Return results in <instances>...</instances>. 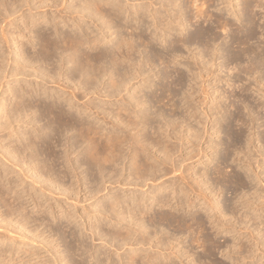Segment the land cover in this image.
<instances>
[{"label": "bare ground", "instance_id": "bare-ground-1", "mask_svg": "<svg viewBox=\"0 0 264 264\" xmlns=\"http://www.w3.org/2000/svg\"><path fill=\"white\" fill-rule=\"evenodd\" d=\"M51 1L55 3V0H41L42 3ZM210 1L212 2L215 0H192L190 6H184L185 9H182V5L184 4L182 1L180 2V0H80L78 4L75 3L76 5H73V3L66 5L72 22L65 21L62 27H59L54 21L56 15L52 19L50 16L46 15L41 21L39 18H33V20H31L32 26H27V28L31 31V34L34 33L33 36L36 37V40L34 39V41L30 38L27 40H29L31 45L30 49H35L39 44L41 50L36 51V49L35 51L33 50L34 52H30L25 48L24 45L26 42L23 41L21 42L22 46H19L18 50L15 51V60L19 61L18 63H21V65H29L33 70L35 69L34 71L37 74V78L39 77L46 84L58 82L59 86H62V92L60 94V90L48 89L45 86L41 87L42 90H38V88L32 86L31 83L28 84L31 85L29 89H25L22 85L19 86V88H10L16 99V108H6L7 110L4 115L6 119L5 124H8V126L10 124L11 129V127H13L11 125L12 120L19 122L24 120L22 117L23 112L25 113L26 111V115H29L28 110L31 111L33 107H36V111H40L42 115L50 119L47 128L51 133L49 135L46 134L44 137L38 134L39 132L35 133L34 136L28 138L29 140L27 139L28 141L26 143L23 141V138L16 133L18 135L17 137H19L16 141L20 143L14 145L15 143L13 142L12 149H10V145L5 149L3 147V153H0V161L3 160L8 165L10 164V166L20 168V171H23L24 165L29 164L32 166V164L35 163L34 170L37 171L41 177L45 176L44 180L48 182L50 187L59 186L60 190L69 191V188L63 187V184H58L57 181L49 179L51 171L55 169L58 160L61 158V156L54 151L53 146L61 145L66 148L65 159H63L62 162V167L65 169L61 170L63 177H67L70 174H72V176H77V182L80 186L81 178L79 174L77 175L76 171L78 168L87 165V168L92 174L91 183L94 184L93 187L91 184L92 189L90 190V194H93L92 197H95V195L102 191L101 185L105 184L104 190H107V188L110 189L106 186L107 182L116 183L118 181L122 183L123 180L128 179L130 181H127L125 185L133 184L135 187L132 189L133 191L130 190L132 193H115L110 196L107 195L108 197L99 200L97 204L94 205L91 212L81 214L71 209L67 210L62 208L63 212L59 220L65 219L68 225L75 221L74 230L70 232L72 240L65 244V251L68 253V257L65 252L61 253L60 250H56V247L59 245V243H57V240H59L58 238H62L65 241V230L63 231V228L57 227L53 229V231L60 234V237L55 239L51 238L53 237L51 236L49 237V239L51 238L50 240L47 239V245H49L48 249L49 252L52 253L51 257H53V260L51 259L53 261H51L52 263H50L49 260H40V262L32 263L30 259L25 261L23 259L24 257L19 258L17 261L14 255L15 251L12 250L10 254L7 255L6 250L3 249L0 251V264H198V261L199 264H207L205 258L208 257L209 260L213 258L215 248L220 246L217 245L218 241L215 243L212 236L205 232V223L202 218L197 217L195 213L192 212L190 218L187 219L185 217L186 215L180 213L181 210L186 211L187 208L195 207L197 205L196 202L200 201V199L204 200L202 208L208 213L210 219L212 217L213 227H216L218 231L222 230L226 233L237 231L240 232V236L242 235L243 237L245 236V232L246 235L249 234V238L252 241L251 244L246 245L245 242L241 240L239 245L235 243L233 250L230 249L228 257H236L233 259V264H245L241 261L256 257V253L262 249L260 248V244L264 234L262 236H257L259 225H257L255 229H250L248 225L249 221L257 219L255 214L253 217H249L248 214L244 213L245 218H241L246 231L242 232V227L237 229L235 225L238 224V219L240 220V217L236 216L234 209L222 207L219 200L216 198L217 195H220L219 191L222 190V187H218L220 183L216 184V181L214 183L209 182V174L206 168L203 170H195L193 162H187L191 160V153L196 146H201L198 140H202L205 134L211 138L212 133L221 132V129L217 126L221 120L216 121L218 118L214 117L220 113L222 114L223 110V121L227 124H225V128L228 132L231 133V122L235 119L237 121H242V124H248V119H244L245 117L243 118L241 115L243 110L241 113L240 107H236L238 111L237 114L230 112V106H235L234 103L227 104L225 107L219 104L220 102L217 103L215 107L210 106L208 109L201 107V104L211 101V92L204 88L208 80L206 76L212 75L213 72L215 73V70L212 68L217 53L215 44H217L218 33L215 31V34L214 32L216 28L213 30L210 29L208 25H206L207 27L205 28V26L198 24L200 21L204 22L212 17L209 11L210 5H207V2L209 4ZM218 1L222 4L227 3V5L231 6L235 19L247 21V32L244 31L245 34L241 36L237 35L240 33L236 30L238 32L235 31L236 33L229 35L232 36V38H226L227 40L234 41H231V43H236L240 47L243 46L239 52L236 50L235 54L237 53V55L234 57L232 56L234 59L229 58V60L232 59L231 61L238 62L239 60L241 61V58L244 59L243 56L246 55L245 57H247V59L249 58V61H247L246 70L242 69V71L253 73L259 70L260 72L261 69H264L263 45H261V42V44L258 43L256 46H251V44L246 46V44L251 38H255L257 34L261 33L263 30L264 26H262L263 24L259 21V14L260 11L264 10V1L243 0L242 9L237 8L238 5L233 2L234 0ZM27 3H29L28 0H0V15H3L5 19H7L11 14L20 11ZM74 12L78 14V17L74 15ZM60 17L66 20L61 14ZM84 18L91 20L93 26L89 25L90 23L88 24V22L86 23ZM258 21L262 24L261 26ZM217 22L224 31L231 29L232 23L230 24L228 21L220 18ZM42 23L44 26H39L42 25ZM191 25H196L193 30L194 33L190 31L187 34L185 32L187 30L186 28ZM214 25L212 26H217L216 24ZM1 30L5 42H9V36L6 35L4 25ZM126 32L131 34V36H127ZM12 36L13 39L25 37V35L19 31L13 32ZM108 36L111 38L109 39ZM138 40H140L143 48L137 43ZM110 42H112L111 45H108ZM195 42L200 43L198 48L202 47V53L200 54L197 51L196 53L193 52V58L196 59V62L194 66L192 65V70L194 68L196 69H194L195 72L192 74L196 83H198L197 80H199V82L203 84L200 88L204 92L205 101L190 105V99L193 98L194 94L197 92L196 90L192 92L189 90L179 92L173 88V85L183 87L185 82H183V75L179 73L180 71L176 69V65L172 63L176 58L182 56L183 53L181 51L183 49L181 50V47L188 46L189 50H191V45ZM228 44L233 47V44H230L229 41ZM86 45L89 50L86 49L87 47L85 48ZM224 46L228 47L227 44ZM230 48L231 47H229L228 50ZM0 50H3V48L0 47ZM231 51L232 50H230V53ZM4 54V51L0 53V60H3ZM208 56L209 59L207 58ZM228 56L230 55L228 54ZM157 61L161 66L163 65V70H159L156 75L154 74L159 80L157 83L158 88L156 90H150L151 93H149V91H143L141 89L142 87L147 89L156 87L154 79L146 75L149 71H147L148 69L145 67L149 65L150 69L153 70L156 67ZM243 61L244 60H242L241 63ZM37 63L41 65L38 68L35 67ZM209 64L211 66L207 67ZM230 69L231 68H229V70ZM5 76L7 77V75ZM61 79H65L66 81L60 82ZM106 79L109 80V82H106ZM135 80L140 81V85L136 88H139V91L143 93L139 94V91L131 92L130 87ZM227 80L230 82H227L228 86L237 85V82L230 81V78ZM2 84L1 82V85ZM244 86H246V88ZM244 86L242 85L244 88L243 90L248 88V85ZM76 90L86 99L78 106H75L78 101ZM218 90L219 89L215 88L212 94L216 93ZM248 90L249 88L246 90L247 93ZM65 93H67V95L64 97L63 95ZM181 94L185 95V102L188 103L187 107L185 106L187 112L186 116L183 117L178 115L177 110L181 105L179 106V103L175 101V97ZM41 95H45V99L42 102L39 99ZM247 95L250 94L248 93ZM61 96H63V99H61ZM92 96H96L94 98H99V101L104 100L103 98L112 100L108 106L110 109H107L105 104L95 102ZM228 96L225 98L229 99ZM243 97L241 96V98ZM258 97L260 96L258 95ZM247 98L249 99V97ZM247 98L244 97V99ZM248 99L247 101L250 100ZM59 100H62V102H59ZM38 101L39 103H36ZM211 102L215 104L214 99H212ZM261 102L260 100V103ZM260 103L257 105L254 102L257 106H253V104V107L251 106L252 108H248L250 107L248 103L249 106L247 105V109H249V112L255 114L254 108L257 109L261 107L262 105L260 106ZM114 106L115 108H113ZM166 106H170V111H167ZM199 111H202L203 114L209 118L208 122H211L210 127L206 124L207 121L202 120L205 116L202 117ZM258 111L255 112L257 113ZM100 118H103L105 122L110 119L109 122L111 126L109 129L99 124ZM191 118L197 121L196 124L193 125L189 122ZM259 118L260 117L256 118L255 116L250 119L251 121L252 119L258 121ZM23 123H25V120ZM13 128L12 132L14 130ZM36 129L34 131H36ZM104 129H107L106 132H102ZM210 129L215 130L210 133ZM73 130L79 133V139L74 140L70 137L63 139L64 135L68 136L67 134ZM232 130L235 131L236 129ZM244 130L241 128V130L237 131L236 135H234L233 146L240 147V145H242L241 140L244 137L242 135ZM46 138H48V140ZM53 139H55V141ZM189 143L193 148L186 147ZM83 144H85L84 154L88 160L84 161L79 157L76 160L73 159L71 154L76 148ZM219 144L220 142H209V146L212 148H216ZM230 145H227L228 147L225 146V149L228 150ZM30 148L34 151L33 154L30 153L31 155H25L26 151ZM185 148H190L187 156H184L183 153ZM256 149L260 151L258 148ZM199 150L203 151L204 149L201 147ZM179 151H181L180 154L178 153ZM240 152H245V155L248 153L239 150L238 154ZM7 154H10V157L14 159L16 156H20L22 159H17V163H15L6 157ZM40 155L43 156L42 162L44 166H40V162H38V164L36 163ZM259 155L264 154L260 153ZM246 156L247 162H244L252 169L254 163L251 162L250 155ZM210 159L212 160V158ZM256 161L258 164L257 167H261V162L258 161L257 158ZM44 167L48 169L44 170ZM252 170L258 182L263 183L264 180L261 178L260 172L254 170V168ZM3 171L8 175L7 168H3ZM215 173L220 177L221 175L226 176V172H223L219 165L215 168ZM241 180L242 178L235 176L234 181L244 186V184L239 183ZM149 181H151V183H149ZM122 186L120 187L122 188ZM138 186L141 187L138 188ZM47 191L50 194L53 192L44 188V191H41L40 194L45 196ZM196 192L200 193V197L197 196L192 199V194ZM29 196L32 197L38 206L40 205V211H45L43 203L37 202V197L39 196L36 195V197L30 193ZM262 198V193L257 192L254 193L252 201L250 199H245V196L241 195L237 202L242 210L250 207V205L255 204L257 200ZM148 200H150L149 203ZM174 203L176 205L175 207ZM164 207H169L170 211L166 212L163 209ZM172 208L174 209L172 210ZM12 209L9 212H11ZM16 209L12 211V215L17 213ZM254 211L258 212V208H254ZM51 212L53 215L55 208H51ZM263 212V210L259 212V218H262ZM6 217L3 218V220H5ZM53 217H55L54 219L56 220L58 216L54 214ZM29 219V217L23 216L19 221L17 220L14 223L17 224L18 227L26 230L27 228L25 226L28 224V221H30ZM232 219H234L235 222H233ZM9 220L14 221V219L10 218ZM24 221L26 225L23 223ZM261 223L264 224V219H261L259 224ZM168 227H173L174 229L176 227L182 233L186 230L189 231L188 233L194 235L192 238L193 241H191H197L196 243L201 244L204 251L202 252L205 256L202 257V255L195 256L193 253L191 254L184 246L183 236L170 233L166 230ZM256 229L258 232H255ZM6 231L4 232L6 233ZM55 232L54 234H56ZM89 237L94 240L101 239L106 246H109V250L106 248L102 251V248H99L96 252L95 250L92 251V248L89 247L87 242ZM55 240L57 242L53 245ZM73 254L79 255L80 259L75 261L73 259ZM234 254L237 256H233ZM89 257H91L92 262L90 261V263H87L88 261L86 259ZM260 260H262V256ZM213 264L218 263L214 262ZM251 264H255V262Z\"/></svg>", "mask_w": 264, "mask_h": 264}, {"label": "rangeland", "instance_id": "rangeland-1", "mask_svg": "<svg viewBox=\"0 0 264 264\" xmlns=\"http://www.w3.org/2000/svg\"><path fill=\"white\" fill-rule=\"evenodd\" d=\"M28 1H29V3H27L25 6H23V8L20 11L16 12L15 14H11V16H9L8 18L6 17L7 19H5V17L3 15H0L1 16L0 17V47L3 48V50H0V53H3V51L5 53L4 54L5 59L2 57L3 60L2 59H1L2 61L0 60V62H1L0 63V71L4 70V71H2L3 73L0 72V76H1L0 77V109L2 110V111L0 110V153H3V150L5 148H7L8 145H10V147H11L10 149H12V147H13L12 145L14 143H15L14 145L19 144L20 142L16 141V139L17 140L19 139V137H17L18 135L20 137H22L23 141L26 143L29 140L28 138H31L32 136H34L35 133L39 132L38 134H40L43 137L46 134L49 135L51 133V131L47 128V126L49 125L50 119L49 118L47 119V117L42 115V113L40 111H36L35 110V109H37L36 107H33L31 109V111L28 110L29 115H26L27 114L26 111H25V113L23 112L22 117L25 120V123H23L24 120H22L20 122L16 121V120H12V121L10 120L11 125L14 127V128L11 127V129H10V124H9V126H8V124H5V121H6L5 116H4L5 111L7 109L16 108V99H15V96L13 95V93L11 92L10 88H16V87L19 88V86L22 85V86H24L25 89H29L32 85V86H36L38 88V90H42L41 87L45 86L48 89L60 90V92H59L60 94L62 92V90H61L62 86L60 87L58 82H50V83L47 82L49 84H46L39 77L37 78V74L34 71L35 69L33 70V68H31L29 65H21V63H18L19 61L15 60V57H16L15 51L18 50L19 46L20 47L22 46L21 42H23V41L26 42V44L24 45L25 48L27 50H29L30 52H34L36 49H37L36 51H38V50L40 51L41 47L39 44L36 46L35 49H33L34 51L32 50V48L30 49L31 45L29 43V40H27L28 38H30L32 40H34V39L36 40V37L33 36L34 33L31 34V31H29V29L27 28V26H30V27L32 26L31 20H33V18H39V20L41 21L44 19V16H46V15L50 16L52 19L56 15V19H54V21L57 23V25L59 27H62L65 21H69L70 23L72 22L70 13L67 11L68 9L66 8V5H69L70 3H73V5H76V4H78V2L80 0H55V3H53L52 1L48 2V3H46V2L42 3L41 0H28ZM181 1L184 4V5H182V9H183L184 6H186V7L190 6L192 0H186V1L180 0V2ZM242 1L243 0H234L233 2L237 3V5H238V6L236 5L237 8H241L243 6ZM207 5H210L209 11H210V14L212 16V17H210L211 20L208 18L207 21H204V22L200 21V23H198V24L205 26V28L207 27L206 25H208V27L210 29H213V30L216 28L214 30V32L216 31L219 34V36L217 34L218 39L216 42L217 44H215V48L217 49V53L215 55L214 66L212 68L213 70H215V73L213 72L212 75L206 76V78L208 80L205 83V88H204L205 90H207V91L209 90V92H211L212 97L210 100L212 101V99H214L215 104H213V102L209 101V103L201 104L202 105L201 107L202 108L205 107L206 109H208L210 106L215 107L217 105V103H219V102H220L219 104H221L225 107L227 104H231V103L233 104L234 103L235 106H230V112H232L233 114H237L238 111H237L236 107L237 106L240 107L241 113L243 110V113L241 115L243 116V118L245 117L244 119H246V118L248 119V120L246 119L248 124L247 123L242 124L241 123L242 121H237L235 119V120H233L234 123H233V121L231 122L232 123L231 128L236 129V130L234 131L231 129V133L228 132L225 128L226 122L223 121V116H222V114L224 113V110H223L222 114L220 113L217 116L215 115V117H214V118H216V117L218 118V119H216V121L221 120L217 125L221 129V132L212 133L211 138H210V136H207L205 134L204 138L202 140L201 139L198 140V141H200L199 144H201V146H198V145L196 146L194 151L191 153L192 154L191 160H189L187 162H189V163L193 162V166H194L195 170H203L204 168H206V170L208 171V174H209L208 175L209 182L214 183L216 181V184L220 183L218 185V187H222V190L219 191L220 195H217L218 197L216 196V198L219 200L220 205L222 207H227V208L230 207V208L234 209L236 216L240 217V220L238 219V224L235 225L237 229H240L242 227L243 228L242 232L246 231L245 230L246 228H244L245 226L242 223L243 220L241 218V217L245 218L244 213L248 214L249 217H253L255 214V217H257V219L256 220L252 219L251 221L248 222V225H249L250 229H252V228L255 229L256 226L259 225L258 226L259 232L257 231V229H256V231L255 230L254 231L258 232L257 236H259V235L262 236L264 234V227H263L264 224L263 223L259 224V223H260L261 219H264V212H263L262 218H259L258 216H259V212H261L262 210L264 211V202H263L264 181H263V183L258 182L256 177L254 176L255 174H254L252 169L254 168V170H257V172H260L261 178L264 180V165H263L264 164V155H259L260 153L264 154V94H263L264 92H262V91H264V79H263L264 78V69H261L260 72H259V70H257L256 72H253V73L242 71V69L244 70L246 68L247 63H248L247 61H249L248 60L249 58L247 59V57H245L246 55L243 56L244 59L241 58V61L244 60L242 63L240 60L238 61L239 64L237 61L233 62V61H231L232 59L229 60V58H233L234 56H236L237 55V53L235 54L236 50H237V52H239L243 48V46H241L242 47L241 48L238 44L231 43V41L234 42L233 40L230 41L227 39L232 38V36H229V35H233L234 33L238 32V31H239L238 33H240V34H237V35L241 36V35L245 34L244 31L247 32V25H246L247 21L235 19L234 14H233L232 9H231V6L227 5V3L222 4L220 1L215 0L212 2L210 1L209 4L207 2ZM263 12H264V10L260 11V14H259L260 15L259 21L263 24L262 25L258 21L260 23L259 24L260 26L261 25L264 26V13ZM60 14L63 15L64 19H66V20H63L60 17ZM58 15H59V17H58ZM74 15H76V17H78V14L76 12H74ZM219 18L222 20L228 21L230 24L232 23L231 24L232 26L230 25L231 29L228 31H224L222 29V27H220L218 25L217 20ZM84 20H86V23L88 22V24L90 23L89 25L93 26V24H91L92 23L91 20H89L87 18H84ZM214 24H216L218 26V28H217V26L214 27L215 26ZM3 25H4V28L6 30L5 31L6 35L9 36V42L10 43L5 42V40L3 38V34H2L3 32L1 30ZM209 25H211V26L214 25V26H212L214 28H212ZM39 26L42 27L44 25L42 23V25H39ZM195 27H196V25H191V26L186 28L187 30L185 32L187 34L190 31H192L194 33L193 30L195 29ZM236 30H238V31H236ZM17 31L24 34L25 37L24 38L18 37L17 39H13L12 33L17 32ZM232 31H234V32H232ZM216 32H215V34H216ZM241 32H244V33H241ZM193 33H190V34H193ZM126 34H127V36L128 35L131 36V34H128L127 32H126ZM108 38L110 39L111 37L108 36ZM226 41H227V43H226ZM228 41L230 42V44H233V47H232V45L229 46ZM164 42H165V40H164ZM111 43L112 42H110L108 45H111ZM137 43L141 46V48H143L140 40H138ZM258 43L263 45L262 47L264 50V27H263V30L261 31V33H258L255 38L253 37L248 41L246 46L247 45L249 46V44H251V46H256ZM225 44H227L228 47L224 46ZM158 46H159V44H158ZM191 46H190L191 50H189L188 46L181 47V50L183 49L181 51L183 53L182 54L183 58H182V56L180 58L179 57L176 58L172 64L176 65V69L180 71L179 73L181 75H183V77H184L183 82H185L183 87L173 85V88L179 92H182L184 90L185 91L189 90L192 92L193 90H196L197 93L194 94V97L191 98L189 101L190 105H193V103L198 104V102H200V101L201 102L205 101V96H204L203 90H201V88H200L201 85H203V84L201 82H199V80H197L198 83H196L195 82L196 80L193 79V74L195 72L194 69H196V68H194L192 70V65L194 66V64L196 62V59L193 58V55H194V53H196V51L201 54L202 53V51H201L202 47L198 48L200 46V43H198V42L193 43V45H191ZM229 47H231L232 49L230 48L228 50ZM262 47H261V49H262ZM85 48L87 50H89L87 45L85 46ZM234 49H235V51H234ZM230 50L234 51V52L231 51V53H234V54H231ZM94 51H92V52H94ZM227 53L231 57L228 56ZM9 58H10V61H9ZM207 58L209 59V56ZM263 61H264V57H263ZM20 65L23 67H21ZM39 66H41L39 63H37L35 65L36 68H38ZM188 66H191V67H188ZM210 66H211L210 64H209V66L207 65V67H210ZM145 68H147L148 69L147 71H149L146 75H148L150 78L154 79V83L156 82L155 83L156 87H153L152 89H150V88L147 89L145 87H142L141 89L143 91H146V92L149 91V93H151L152 90H156L158 88L157 83L159 82V80L155 75L159 70L160 71L163 70V65L161 66V64H159V62L157 61L156 67L153 69L154 71L150 69L149 65H147ZM188 68L192 71H190ZM229 68H231V69L229 70ZM176 69H174V70H176ZM5 75H7V77ZM228 78H230L231 79L230 81H232V82H234V81H235V83L237 82L236 83L237 85L236 86L235 85L228 86V83H230V82H228L229 80H227ZM62 81H66V80L61 79L60 82H62ZM1 82L3 83L2 85H1ZM106 82H109V80L106 79ZM30 83H31V85H28ZM138 85H140V81L135 80L131 84V87H130L131 92H136V91L138 92L139 88L138 89L136 88ZM242 85L243 86L248 85L247 86L249 88L248 93L250 95H247L248 93L246 90L248 88L243 90L244 88L242 87ZM195 86H196V88H195ZM244 87L246 88V86H244ZM173 88H171V89H173ZM215 88H217L219 90L216 91V93L212 94L214 92ZM260 90H262V91H260ZM157 91H160V90H157ZM245 91H246V93H245ZM257 91L258 92L260 91V92L258 93ZM76 93L78 95V101L79 102L76 100L77 102H76L75 106H78V105L82 104V102L85 101L86 99L82 97L81 93L78 90H76ZM141 93H143V92L139 91V94H141ZM245 94H246V96H245ZM66 95H67V93H65L63 96L65 97ZM222 95H225V96H222ZM258 95L260 97H258ZM63 96H61V99H63L62 98ZM184 96L185 95L181 94V95L175 97V101L177 103H179V106L181 105L180 108L177 110L178 115H180L182 117L186 116V113H187L186 107L188 105V103L185 102L186 100H185ZM227 96L229 97V99L225 98ZM241 96L242 97L244 96L246 98L249 97L250 100L247 98L249 100V101H247V99H244V97L241 98ZM92 97H93V99H95V102H97L99 104H105L107 109H110L108 106L110 105L112 100H107V99L102 97L104 100L99 101V98H94L96 96H92ZM39 99L41 102L44 101L45 95L39 96ZM260 100L262 101L261 102L262 104L260 103ZM102 101H104V102H102ZM245 101H246V103H245ZM59 102H62V100H59ZM254 102L257 105H258V103H260V106L261 105L263 106V107L262 106L259 107L260 109L257 108L260 111V113L256 108H254V110L258 111V112L256 113L254 111L255 114H253L252 112H249V109H247L249 104H250V107H248V108H252L253 106H257L256 104H254ZM36 103H39V101ZM113 108H115V106ZM169 108H170V106H166L167 111H170ZM183 112H185V113H183ZM199 112H201L202 117L205 116L202 111H199ZM254 115L256 116V118L260 117L262 119L259 118L260 120L258 119V121H255L254 119H252V121H251L250 118L255 117ZM258 115H260V116H258ZM208 119L209 118H207L205 116L202 120L207 121L206 124L210 127L211 122L209 123ZM193 120L194 119L191 118L189 120V122L194 125V124H196L197 121L196 120L193 121ZM253 120L256 122V124ZM106 121L107 122H105L103 118H100L99 124L102 125L104 128L107 127V129H109V127L111 126V123L109 122L110 119H108ZM249 121H251V122H249ZM221 125H222V128H221ZM12 128L14 129L13 132H12ZM241 128L243 130L245 129L244 133H242V135L244 136L241 140L242 145H240V147L239 146L235 147L232 145L233 137H234V135H236L237 131L241 130ZM35 129H36V131H34ZM107 129H104L102 132H106ZM213 130H215V129H210L209 132L211 133V132H213ZM75 131L76 130L69 132L67 134L68 136L64 135L63 139L64 138L66 139V137H70L74 140L79 139V133L77 131L76 132ZM16 133H18V135ZM46 139L48 140V138H46ZM53 140L55 141V139H53ZM209 142H212V143H216V142L219 143L220 142V144L216 148H212L211 146H209ZM221 142H224V143H221ZM248 142H250V143H248ZM230 143H231V145H230ZM227 145H230L228 150L225 149V146L228 147ZM84 146H85V144L76 148L75 151L71 154V157L75 160L78 157L84 161L88 160L84 154ZM3 147H4V149H3ZM186 147L193 148V146L190 143L187 144ZM201 147L204 149L203 151L199 150V149H201ZM239 148H241V149H239ZM256 148H258L260 151H258ZM53 149L57 154H59L61 156V158L58 160V162L55 166V169H53L51 171V176L49 179H52L53 181L54 180L57 181L58 184L59 183L63 184V187L69 188V191L60 190L59 186H53V187L51 186L50 187L48 185V182L46 180H44L45 176L41 177L39 175V173L34 170L35 165H36L35 163H33L32 166H30L29 164L24 165L23 171L21 170L23 172L22 173L20 171V168H17L16 166H10V164L8 165L3 160L0 161V187H1V189H0V225H2V226H0V251L3 249L6 250L7 255H9L12 250L15 251L14 255L17 258V261L19 260V258L24 257L23 259L25 261L30 259L32 263L40 262V260H42V261L43 260H49V262L52 263L53 257H51L52 253L49 252V249H48L49 245H47L48 244L47 239L48 240H50L51 238L57 239V237H60L59 236L60 234H57L55 231H53V229H56L57 227L63 228V231L65 230L64 231L65 241L62 238H58L59 239V240H57L58 242L55 240L53 242V245L56 244V242L59 243V245L56 247V250H60L61 253L65 252V254H67V257H68V253L65 251V249H66L65 244L67 242H69L70 240H72L70 232L72 230H74V226H75L74 222L75 221L72 224L68 225V223L65 222V219L59 220V217H61L62 212H63L62 208L67 209V210L71 209L72 211H76V212L81 213V214L91 212L94 205H96L99 200L104 199L105 197H108L107 195L110 196V195H113L115 193L116 194L128 193V192L132 193V191H133L132 189L135 187L133 184H131L132 186L128 185V184H127L128 186L125 185L127 183V181L128 182L130 181L128 179L123 180L122 183H120L118 181H117L118 183L117 182L116 183L107 182L108 184L106 183V186L110 188V189L107 188V190L103 189L105 187V184L101 185L102 184L101 183L100 185L102 187V191L99 194L95 195V197H92L93 194H90L91 193L90 190L92 189L91 184H92V187L94 186V184L91 183L92 182V179H91L92 174L90 173V170L87 168V165H84V166L78 168L76 171L77 175L79 174L80 178H81V185L82 186L81 185L79 186V183L77 182V176H72V174H70L67 177H63V173H61L62 172L61 170L65 169L64 167H62L63 159H65V149H66L65 146H61V145L56 146L55 145V146H53ZM189 150H190V148L184 149V152H183L184 156H187ZM239 150L240 151L243 150V151H246L249 153V154L247 153L246 155H250L251 162L254 163L252 165L253 166L252 169L249 168L248 164H246L247 156L245 155V152H240L238 154ZM33 152L34 151L30 148L26 151L25 155H29L30 153L33 154ZM178 153L180 154L181 151H179ZM6 157H8L12 162L14 161L15 163H17V159H19V158L22 159L20 156L19 157L16 156L14 159L13 157H10V154H7ZM210 158H212V160ZM256 158L258 161L261 162V164H262L261 167H257L258 164H257ZM42 160H43V156L40 155V156H38V161L36 163L38 164V162H40V166H44L43 165L44 163L42 162ZM244 161H246V162H244ZM218 165L223 172H226L225 173L226 176L221 175V177H220V176H218V174L216 175L215 168ZM2 167L8 169V175L6 174V172L3 171ZM29 168H31V169H29ZM18 169H19V171H18ZM47 169H48L47 167L46 168L44 167V170H47ZM126 175H128V174H126ZM26 176H28V177H26ZM235 176L242 178V180L239 183L244 184V186H241L240 184H237V182L234 181ZM44 181H46V182H44ZM149 183H151V181H149ZM120 186H122V188ZM140 187L138 186V188H140ZM44 188L49 189V191H51V192L53 191V192L50 194L47 191L46 192L47 195L46 194H45V196L41 195L40 192L41 191L43 192ZM9 190H11V191H9ZM130 190H132V191L130 192ZM255 191H257L258 193H262L263 198L257 200L256 203L250 205V207H247V208L241 210L240 206H238V202H237V201H239L238 198L241 195H244L245 199H250L252 201L254 193H257ZM199 192L192 194V196H191L192 199L196 198L197 196L200 197ZM7 193H8V195H7ZM29 193L33 194L34 196H36V195L39 196V197L36 196L37 202L43 203V208L45 209V211H42V210L40 211V205L38 206L34 202L32 197L29 196ZM3 196H4V198H3ZM13 198H14V200H13ZM9 200L10 201L12 200V201L10 202ZM203 201H204L203 199H200V201L196 202L197 205L195 207L187 208L186 211L181 210L180 213L181 214L183 213L184 215H186L185 217L187 219L190 218V216H191L190 214L192 212L195 213V215L197 217L202 218L204 223H205V232L209 233L212 236V238L214 239L213 241L215 243H217V241H218L217 245H220V246H217L215 248V254H214L213 258H210V260L208 257L205 258L207 261V264H213L214 262H217L218 264H233V259L236 257H234V258L228 257V253H229L230 249L233 250L235 247V243L237 245H239L241 240L243 242H245L246 245L251 244L252 241L249 238V234L246 235V232H245L244 233L245 236L243 237L242 235L240 236V234H239L240 232H237V231H232L230 233H226L225 231H222V230L218 231L216 229V227H213L212 217L210 219L208 216V213L205 212V210L202 208L203 207V204H202ZM7 202L9 203V205ZM13 202H14V204H13ZM149 202H150V200H148V203ZM175 206L176 205L174 203V207ZM51 208H55V212L53 213V215L51 212ZM254 208H258V212H255ZM11 209H12V211L15 209L17 210L16 211L17 213L14 211L16 213V214H13L14 216L12 215V211L9 212ZM163 209L166 212L170 211L169 207H164ZM173 209L174 208H172V210ZM187 211H189V212H187ZM5 212H7V213H5ZM228 212H230V211H228ZM54 214H55V216H58L56 220L54 219L55 217H53ZM23 216L30 218L29 219L30 221H28L27 225H26L25 221L23 222L26 225L25 226L27 228L26 230L24 228L18 227V225L14 223L17 220L19 221ZM206 216H207V218H206ZM5 217H6V219L3 220V218H5ZM9 218L14 219V221H10ZM232 221L235 222L234 219H232ZM10 225H11V227H10ZM6 229H7V231H6ZM214 229H215V231H214ZM166 230L169 231L170 233L182 235L183 241H184V246L186 247V249H188L190 251L191 254L193 253L195 256H197V255L198 256L202 255V257L205 256V254L203 253L204 251L202 249L203 247L201 246V244L196 243L197 241L192 242L193 241L192 238L194 235L188 233L189 231L186 230L182 233L176 227H175V229L173 227H170V228L168 227V228H166ZM4 231H6V233ZM54 232L56 234H54ZM88 234H89V232H88ZM39 236H40V238H39ZM51 236H53V237H51ZM49 237H51V238L49 239ZM87 242H88L89 247L92 248V251L95 250V252L99 248H102V251H104L106 248L109 247L108 245L106 246L101 239L94 240L91 237H89L87 239ZM247 242H248V244H247ZM263 244H264V237L261 239V244H260V248H262L261 250L264 251ZM108 250H109V248H108ZM261 250L256 253L258 256L256 255L255 258H249V259H246V260L241 261V262L245 263V264H247V263L251 264L252 262L253 263L255 262V264H264V252ZM28 255L30 256V258ZM235 255L236 254H234L233 256H235ZM261 256H262V260H260ZM102 257H103V255H102ZM73 259L75 261H78L80 259L79 255L73 254ZM86 260L88 261V262L86 261L87 263H90L91 257L87 258ZM198 264H199V261H198Z\"/></svg>", "mask_w": 264, "mask_h": 264}]
</instances>
